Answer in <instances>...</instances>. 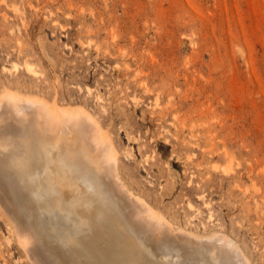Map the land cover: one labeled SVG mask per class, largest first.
Wrapping results in <instances>:
<instances>
[{
    "label": "rangeland",
    "instance_id": "374dc122",
    "mask_svg": "<svg viewBox=\"0 0 264 264\" xmlns=\"http://www.w3.org/2000/svg\"><path fill=\"white\" fill-rule=\"evenodd\" d=\"M3 83L87 106L135 189L264 264V0H0Z\"/></svg>",
    "mask_w": 264,
    "mask_h": 264
},
{
    "label": "bare ground",
    "instance_id": "6f19581e",
    "mask_svg": "<svg viewBox=\"0 0 264 264\" xmlns=\"http://www.w3.org/2000/svg\"><path fill=\"white\" fill-rule=\"evenodd\" d=\"M14 86L0 87V215L27 264H253L232 234L180 225L135 189L87 106Z\"/></svg>",
    "mask_w": 264,
    "mask_h": 264
}]
</instances>
